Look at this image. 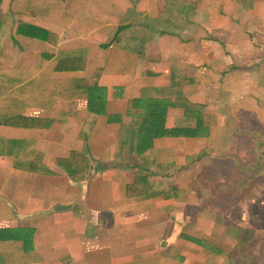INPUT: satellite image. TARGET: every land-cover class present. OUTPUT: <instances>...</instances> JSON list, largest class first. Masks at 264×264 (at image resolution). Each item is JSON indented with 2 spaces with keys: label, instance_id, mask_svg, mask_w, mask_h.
Here are the masks:
<instances>
[{
  "label": "crops",
  "instance_id": "obj_1",
  "mask_svg": "<svg viewBox=\"0 0 264 264\" xmlns=\"http://www.w3.org/2000/svg\"><path fill=\"white\" fill-rule=\"evenodd\" d=\"M60 55L73 70H55ZM256 60L264 67V0H0V76L51 92L100 72L98 112L84 99L56 101L25 110L36 126L0 125V231L36 251L42 261L31 264H117L133 252L127 240L144 245L151 223L180 219L178 199L192 204L203 154L229 131V82L220 92L214 72L232 66L240 80V63ZM159 105L168 130L197 116L215 126L205 139L164 136L137 153L143 117ZM74 153L84 165L56 164ZM134 257L122 264H144Z\"/></svg>",
  "mask_w": 264,
  "mask_h": 264
},
{
  "label": "trees",
  "instance_id": "obj_2",
  "mask_svg": "<svg viewBox=\"0 0 264 264\" xmlns=\"http://www.w3.org/2000/svg\"><path fill=\"white\" fill-rule=\"evenodd\" d=\"M40 31V29H35L38 34ZM56 60L55 70L59 72L73 70L72 67L66 66V59H63L61 55ZM232 73V66L226 71H215L214 75L218 77L219 81H215L214 87L221 92L223 86L229 82ZM99 83L100 72L97 71L89 79H73L71 87L67 91L44 92L37 89L34 81L21 85L2 75L0 76V125L30 128L36 126L40 120L24 117L25 110L27 108H47L56 101L84 99L88 101L91 111L98 112L99 109L93 107L95 106L93 97ZM11 90H14V93H10ZM248 97L252 100V104L248 105V108H244L245 106L226 107L225 112L229 115L227 128L232 130L231 149L225 155L214 157L211 165L203 170L202 173L205 175L200 174L204 187L213 191L210 199L206 201L205 209L212 205L218 206L225 212L234 206L241 208L248 201L254 200L257 196V189L264 186V98L256 94H250ZM9 107H12L11 111ZM167 109V105H159L143 117L142 131L148 141L145 142L146 139L143 141L145 143L138 142L137 153L148 150L152 147L154 139L164 136L191 139H205L210 136L211 125L216 122L213 115L197 116L193 127H176L168 130L166 128ZM247 117H251L255 121H250ZM257 117H261L262 121L259 122ZM110 121H119V119L112 118ZM151 130L153 131L151 132ZM1 140L0 142H2ZM74 155L75 153L68 159H58L56 164L61 167L71 164L84 165L80 160L76 163ZM36 164L37 159H33L34 167ZM207 174L212 175V178L208 177L204 180ZM209 180L210 182H208ZM134 187L136 185H129L126 186V189ZM193 244L197 247H204L208 251L220 252L217 246L204 240L194 239ZM0 259L4 261V264H31L35 261H42L36 251H29L24 241L11 237L3 231H0ZM230 259L234 264H255L260 260L251 251L233 253L230 255Z\"/></svg>",
  "mask_w": 264,
  "mask_h": 264
},
{
  "label": "rangeland",
  "instance_id": "obj_3",
  "mask_svg": "<svg viewBox=\"0 0 264 264\" xmlns=\"http://www.w3.org/2000/svg\"><path fill=\"white\" fill-rule=\"evenodd\" d=\"M216 40H214V43H217ZM218 48L227 54V46L220 45L218 42ZM257 58H260V56H257ZM253 62L256 65L252 68H248L250 66H247L244 62L240 63L238 72H240L241 82L239 78L229 80V85L225 89L227 106H245L244 108H248V105L252 104V100L248 97L250 94L261 95L264 98V72L260 71H264L263 63L258 62V60ZM249 69L252 72H249ZM212 79L219 81L217 76ZM210 81L211 79H205L204 82L210 83ZM221 113L225 118L229 117L226 112ZM247 119L255 121L251 117H247ZM257 120L262 121L261 117H257ZM214 126V124L211 125V127ZM225 126L222 125L221 127L225 128ZM228 130V133L232 136V130L229 128ZM228 133L222 139L221 148L218 143H215L214 145L219 147L218 150H211L208 155L203 154L206 157L203 158L198 172L200 170L204 172L203 170L211 165L214 157L225 155L230 151L231 148L229 147L232 142L229 141L230 136ZM146 139L144 138V140ZM147 141L148 139L145 142ZM202 174L205 175V173ZM208 177L211 179L212 175L207 174L204 180ZM194 185L198 188L196 189L198 195L193 193L192 204H185L184 199L177 200L178 203L183 202V205L178 204V210H185L184 213H180L182 215L178 214L180 219L177 222H175V219H171V221L161 220L155 224L151 223V229L142 233L145 236L144 245L137 238H130L127 240L130 242L128 247H132L133 252L126 254V257H119L115 263L131 262L135 259L134 255L137 254L139 261L142 260L144 264H234L230 259V255L251 251L254 256L260 258L258 263L255 264H264V186L257 189V196L254 200L248 201L241 208L234 206L225 212L214 205L205 209L206 201L210 199L213 191L204 187L200 176L195 179ZM173 192L172 190L167 191L170 198H172ZM176 194L179 197L182 192L177 190ZM174 210H176L174 207H169L165 213L174 215L172 213ZM175 215L177 216V214ZM164 218L166 219L167 216ZM157 238H160L161 244L156 247L154 253H147L145 244L151 241L155 242ZM194 239L210 242L217 246L220 252L217 253L212 250L208 251L204 247H197L193 244ZM138 253H143L144 256ZM98 256L101 255L98 254ZM134 261L137 262L138 260L135 259Z\"/></svg>",
  "mask_w": 264,
  "mask_h": 264
}]
</instances>
